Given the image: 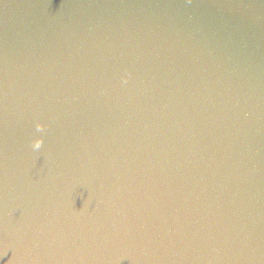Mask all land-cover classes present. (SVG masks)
I'll use <instances>...</instances> for the list:
<instances>
[{
	"label": "water",
	"instance_id": "water-1",
	"mask_svg": "<svg viewBox=\"0 0 264 264\" xmlns=\"http://www.w3.org/2000/svg\"><path fill=\"white\" fill-rule=\"evenodd\" d=\"M0 264H264V0H0Z\"/></svg>",
	"mask_w": 264,
	"mask_h": 264
},
{
	"label": "clouds",
	"instance_id": "clouds-1",
	"mask_svg": "<svg viewBox=\"0 0 264 264\" xmlns=\"http://www.w3.org/2000/svg\"><path fill=\"white\" fill-rule=\"evenodd\" d=\"M36 146L39 147V143Z\"/></svg>",
	"mask_w": 264,
	"mask_h": 264
}]
</instances>
